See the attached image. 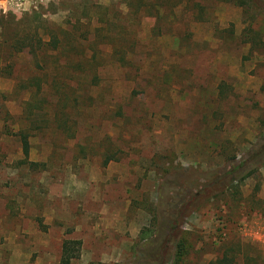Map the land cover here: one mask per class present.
<instances>
[{
    "label": "rangeland",
    "instance_id": "374dc122",
    "mask_svg": "<svg viewBox=\"0 0 264 264\" xmlns=\"http://www.w3.org/2000/svg\"><path fill=\"white\" fill-rule=\"evenodd\" d=\"M245 1L183 43L147 19L144 61L104 46L97 87L67 68L54 93L16 43L67 0H0V264H62L69 239L71 264H173L179 244L180 264H264V0Z\"/></svg>",
    "mask_w": 264,
    "mask_h": 264
},
{
    "label": "trees",
    "instance_id": "16d2710c",
    "mask_svg": "<svg viewBox=\"0 0 264 264\" xmlns=\"http://www.w3.org/2000/svg\"><path fill=\"white\" fill-rule=\"evenodd\" d=\"M224 3L240 7L247 4L245 0H67L66 23L58 24L36 13L38 21L43 22L35 28L37 40L27 35L16 45L22 46L21 50L26 49L38 61L44 80L52 78L51 83L34 79L33 84L39 91L64 92L59 84L60 75L69 68L68 73L79 79L77 87L72 90L87 93L100 84L96 70L105 56L102 47L108 46L109 58L120 63L121 67L132 69L144 61L147 54L143 38L145 20H154L152 34L158 40L173 36L183 43L193 37L191 25L208 22V12ZM60 9L61 4L55 13L62 11ZM23 150L28 157L30 143L25 135ZM81 245L79 240H65L61 263L71 264L78 258ZM179 247L180 244L173 264H180L182 260Z\"/></svg>",
    "mask_w": 264,
    "mask_h": 264
}]
</instances>
